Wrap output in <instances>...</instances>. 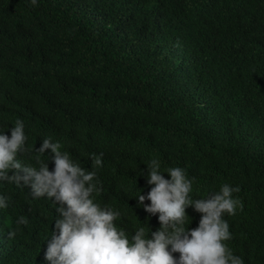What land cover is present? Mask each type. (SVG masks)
Masks as SVG:
<instances>
[{"label": "trees", "instance_id": "16d2710c", "mask_svg": "<svg viewBox=\"0 0 264 264\" xmlns=\"http://www.w3.org/2000/svg\"><path fill=\"white\" fill-rule=\"evenodd\" d=\"M18 119L33 151L17 159L54 170L51 150L35 149L59 142L96 172L92 198L120 212L129 239L161 227L138 203L152 159L166 179L183 168L193 200L239 187L225 243L264 264V0H0V134ZM0 196V264H51L54 198L4 180ZM186 211L197 227L201 214Z\"/></svg>", "mask_w": 264, "mask_h": 264}, {"label": "clouds", "instance_id": "9594fccd", "mask_svg": "<svg viewBox=\"0 0 264 264\" xmlns=\"http://www.w3.org/2000/svg\"><path fill=\"white\" fill-rule=\"evenodd\" d=\"M36 5L37 0H31ZM27 137L21 120L15 121L11 136L0 134V180L31 189L34 198L48 197L58 204L55 230L48 240L44 253L51 264H243L225 243L232 238L224 214L234 216L237 206L243 205L233 198L239 187L225 183L218 192L206 198L193 200L190 196L193 180L181 167H169L160 171L157 159L148 164L147 183L152 185L146 195H138V203L151 214H158L161 227L149 236L144 227H138L129 239L123 228L114 221L120 212L101 207L92 194L97 189L93 183L95 171H89L74 163L67 152H62L59 142L44 138L36 152L51 150L54 170L39 155L35 157L39 167L25 166L17 155L25 148ZM102 153L93 154L92 167L102 166ZM12 172L13 174L9 175ZM145 200L150 203L145 204ZM6 198L0 196V208H7ZM189 206L201 214L198 226L189 229ZM18 224H27L20 217ZM16 235L9 231V238ZM178 253V257L174 255Z\"/></svg>", "mask_w": 264, "mask_h": 264}]
</instances>
